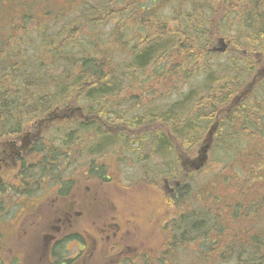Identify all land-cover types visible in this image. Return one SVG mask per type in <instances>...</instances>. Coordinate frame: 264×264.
Listing matches in <instances>:
<instances>
[{
    "label": "rangeland",
    "instance_id": "1",
    "mask_svg": "<svg viewBox=\"0 0 264 264\" xmlns=\"http://www.w3.org/2000/svg\"><path fill=\"white\" fill-rule=\"evenodd\" d=\"M147 1L149 4L152 0ZM174 1L173 3L172 0H168L159 7L160 16L171 20L170 27H175L176 24H187L190 28L193 26L196 28L199 22L206 21V18L211 15L208 0ZM143 3H146V0H0V64H4L0 65V73L2 70H7L6 64H17L18 77L21 74L28 78L34 77L38 75L39 70L41 74L47 73L50 76L61 72L59 64H72L75 61L78 63L90 56L102 58L107 64H112L114 69L124 70L127 73L129 71L126 68L129 66L126 64L129 60L127 56L133 41L132 37L123 36L121 33L135 30H115L114 27L118 20L122 21L125 10L129 12ZM246 5L253 6L248 0ZM93 7L94 15L102 18V21L94 26L85 25L84 22ZM227 7L223 9L229 11V6ZM106 10L112 11L111 16L106 14ZM212 13H216L214 17L213 15L210 17V25L214 26L220 15L218 11ZM127 16L133 15L127 14ZM232 16L227 15L224 24L222 21L218 24L217 34L209 35V42L203 47L204 49L196 51L208 54L207 64H230L231 54L238 57L250 56L257 64L256 76L250 78V82L252 81L253 84L261 82L264 79V53H255L256 50L253 49L255 48L253 42L256 43L257 39L262 45L260 38L257 37L258 30L251 23H244L241 26L239 20ZM208 28L215 30L214 27L208 26ZM51 39L59 40L60 46L65 47L60 55L55 56L51 53L48 47ZM64 40H67L71 46H66ZM158 56L162 57L161 53ZM179 58L181 57L174 54L171 57L172 63H167L168 60L164 58L159 64H178ZM22 62L27 65H23ZM35 64L44 65L43 69ZM174 71L172 69L171 76L166 78H157L155 71H152V66L142 71L136 75L142 76L137 79L135 76L132 79L134 82L131 86L124 85L128 93L112 98L113 105L119 108L118 112L125 113L123 115L126 118L138 112L141 114L147 110L162 109L171 105L178 99L179 94L186 93L190 85L200 80V77H195L194 80H180L172 76L175 74ZM126 82L128 80L124 83ZM140 83L144 84V91L137 93L135 88ZM27 88L32 89L33 93L31 84H28ZM69 94H59L58 96L66 101L58 102L50 106V109L33 116L30 121L23 124L17 136L6 135L3 133L6 130L0 127V152L12 138H17V145L20 146L28 135L38 133L37 143L31 146L32 150L42 148L50 156L47 158L49 162L55 163L54 171L46 172L45 165H48V162L39 165V155L24 154L17 166L4 170L0 174V188L1 185L3 188L0 193V247L3 248L0 250V257L3 261L0 264H16L9 260L8 255L11 252L9 248L13 247L11 243L13 236L19 238L25 236V233L19 230L20 227L28 225V222L23 220L24 214L31 211L34 205L51 203L54 194L58 195V193L52 191L42 197L37 196L42 194L44 189L58 187V183H61L60 195L65 198V203L72 204L79 212L80 223L74 227V222L78 221V218H72L71 230L81 232L86 241L82 253V264H112V262L107 263L109 259L115 260L113 263L116 264L121 260L145 264L146 256L152 258L156 264H164V259L163 263L160 262L163 257L162 243L165 241L162 233L165 227L168 228L164 224L169 219L164 212V202L175 194L179 185L184 183L182 180L180 184L179 181L167 178L164 175L165 169L160 157L155 156L148 162L146 156H149L151 148L140 149L134 142L140 134L147 136L161 128L155 124H149L151 120L146 119V123L133 128V134H129V128L123 126H103L100 129L98 125L97 127L94 125V127L88 126L90 133L84 132L80 129V124L81 122L90 123L87 118L91 119V115L83 110L84 106L80 102V97L69 96ZM75 107H81L83 114L76 112L72 116L64 117V114L71 113ZM124 109L128 110V114ZM53 112L57 114V118L40 124L41 120ZM106 129L109 134L105 135V140L124 131L128 133L125 136L126 142L109 141V145L103 144L102 148H99L101 133H104ZM210 142L211 139L206 135V138L196 146L194 155L186 157L185 163L181 161L178 164L180 170L197 171L203 167V164L209 162L211 157L219 156L220 153L214 149L213 140L208 151L202 150ZM263 153L264 151H258L259 156ZM167 159L171 160L169 157ZM215 164L216 169L212 172L200 170L194 171L195 173L191 175L190 188L193 190L180 199L181 205L176 210L179 215L189 214L190 210L205 205L206 198L209 199L206 201L211 203L210 200L214 196L222 199L229 198L232 202L243 200L245 208L249 201L255 202L257 198L262 197L259 193L263 190L258 187L254 179L248 176L246 165L226 167L221 170L219 163L215 162ZM262 169H264V163L253 172H260L258 176L262 177L264 176ZM247 186L251 188L246 189ZM242 194L243 197H241ZM28 197L36 198L28 204L24 201ZM38 198L43 202H35ZM262 203L258 205L259 210L256 213L257 228H264ZM55 204L59 205L60 200H57ZM255 208H257L256 203H254ZM188 249L186 255L179 251L177 259L181 263L193 264L190 257L198 252V248L193 244ZM73 252L74 249L69 250L66 256L72 257ZM119 252H123L122 259L117 256ZM12 254L15 252L13 251ZM16 254L19 253L16 251ZM21 264L27 263L22 261Z\"/></svg>",
    "mask_w": 264,
    "mask_h": 264
},
{
    "label": "trees",
    "instance_id": "2",
    "mask_svg": "<svg viewBox=\"0 0 264 264\" xmlns=\"http://www.w3.org/2000/svg\"><path fill=\"white\" fill-rule=\"evenodd\" d=\"M167 1L152 0L147 4L146 0V3L137 5L129 12L125 10L122 21L116 22L115 30H135L121 33L123 36L132 37L133 41L127 56L129 59L126 63L129 65L126 67L129 69L127 73L124 70H116L112 64H107L106 60L93 56L78 63L75 61L72 64H59L62 69L59 74L48 76L47 73L41 74L39 70L37 76L30 78L23 74L17 76L19 72L16 70L17 64H6L7 70L0 73V127L6 130L3 132L6 135L17 136L23 124L30 121L33 116L50 109V106L58 102H65L66 100L58 96L64 93L80 97L83 110L90 113L91 119L87 118L90 123L80 124V129L84 132L90 133L88 126L94 127L96 124L100 129L103 126H123L129 128V134H133V128L144 124L146 119L151 120L149 124H155L161 129L147 136L140 134V138L134 142L140 149L151 148V153L146 156L148 162L155 156L160 157L167 178L179 182L182 180L184 183L164 202V212L169 219L164 224L168 228L165 227L162 233L165 241L162 243L163 257L160 262L163 263L164 259V264H185L177 259L178 253L181 251L186 255L188 248L194 244L198 252L190 257L193 264H264V228L256 226L258 205L263 202L261 207L264 206V176L259 177L260 172H253L264 163V153L258 155V151H264V79L255 84L250 82V78L256 76L257 69V64L250 56L238 57L231 54L230 64H207L208 54L196 51L209 42V35L217 34L218 24L221 21L224 24L227 15H233L241 26L244 23H251L258 30L257 37L260 38L262 45L259 39L256 43L251 42L255 46L253 48L256 50L255 53H264V0H248L253 6H247L246 0H208L211 15L214 17L216 13L212 12L218 11L220 17L213 26L210 25V15L206 21L199 22L196 28L194 26L190 28L187 24L170 27L171 20L160 16L159 9ZM227 6L229 11L223 9L228 8ZM106 12L111 16L112 11ZM94 14L93 7L84 22L85 25L94 26L102 21V18ZM208 26L214 27L215 30H210ZM64 42L66 46H71L67 40ZM48 47L55 56L60 55L65 49L62 48L63 45L60 46V41L55 39L48 42ZM160 53L162 57L158 56ZM174 54L181 57L179 63L167 64L172 63L171 57ZM164 58L168 62L159 64ZM22 64L27 65L24 62ZM43 66L40 68L43 69ZM151 66L157 78L170 77L174 69L175 74L172 76L175 78L186 81L200 77V80L190 85L186 93L179 94L172 105L158 108L159 110H147L141 114L138 112L131 115L134 117L126 118L123 115L125 113H118L119 108L113 105L112 98L128 93L124 85L131 86L134 82L132 79ZM140 76H136V79ZM126 80L128 82L124 83ZM28 84L33 86V93L32 89L27 88ZM143 86V83L137 85L135 92L144 91ZM125 111L127 113L128 110ZM80 112L83 114L82 108ZM108 134L107 129L101 133L99 148H102L103 144L109 145V141L126 142L125 136L128 133L121 131L115 137L105 140V135ZM206 135L211 142L213 140L214 149L220 153L219 156L211 157L209 162L203 164L197 171L180 170L178 164L181 161L185 163L186 157L194 155L196 146L206 138ZM128 140L131 141L129 138ZM211 142L208 150L211 148ZM45 152L42 148H37L34 153L42 158L40 164H44L50 157ZM168 157L171 158L170 161ZM215 162L219 163L221 170L246 165L248 176L263 190L259 193L262 197L257 198L255 202L249 201L245 208L243 200L232 202L229 198L214 196L210 204L207 199L205 205L197 207L189 214L179 215L176 210L181 205L180 199L193 190L190 188L191 175L200 170L212 172L216 169ZM52 171L53 165L46 172ZM263 171L264 169L261 172ZM243 181L245 182L244 179ZM226 184L231 187L230 184ZM243 196L242 194L241 197ZM254 203L257 204L255 209ZM146 259L145 264H156L152 258L146 256ZM118 264L134 262L121 260Z\"/></svg>",
    "mask_w": 264,
    "mask_h": 264
},
{
    "label": "flooded vegetation",
    "instance_id": "3",
    "mask_svg": "<svg viewBox=\"0 0 264 264\" xmlns=\"http://www.w3.org/2000/svg\"><path fill=\"white\" fill-rule=\"evenodd\" d=\"M68 116H72V114H64V117ZM38 137V133L32 136L28 135L20 146L17 145L18 139L16 138H12L10 142H7L0 152V174L4 170H8L9 168L13 169L17 166L24 154L32 155L35 153L31 146L37 143L36 139ZM40 162H42L41 157H39L38 160L39 165H41ZM47 162L48 165H45V170L50 169L52 165V163L46 159L45 163ZM54 187L55 188L50 190H42V194L37 196L42 197L52 191L58 193V195L54 194L51 203L34 205L31 211L24 214L23 220L28 222V225L20 227L19 230L24 232L25 236L22 238L13 236L11 241L13 247L9 248L11 252L8 255L10 256V261H14L16 264H21L22 261L27 264H82V253L84 252L86 241L81 232L77 230L72 232L71 230L73 223L72 218H78V221L74 222V227H76L77 223H80L79 212L75 210L72 204L67 205L65 203V198L61 197V183H58V187ZM2 191L3 188L1 185L0 193H2ZM35 198L36 197H28L24 201L29 204L32 203ZM57 200H60L59 205L55 204ZM36 201L43 202L39 198L35 200V202ZM13 240H16V242H13ZM1 249L3 248L0 247V250ZM71 249H74L73 255L72 257H67L66 253ZM13 251L15 254H12ZM16 251L19 254H16ZM112 256H114L113 251ZM117 256L119 259H122L123 252L117 253ZM2 261L3 259L0 257V262ZM114 261L115 260L110 261L109 259L107 263L112 262V264H115L113 263Z\"/></svg>",
    "mask_w": 264,
    "mask_h": 264
},
{
    "label": "bare ground",
    "instance_id": "4",
    "mask_svg": "<svg viewBox=\"0 0 264 264\" xmlns=\"http://www.w3.org/2000/svg\"><path fill=\"white\" fill-rule=\"evenodd\" d=\"M174 0H172V2H173ZM34 2V1H33ZM175 2V1H174ZM173 2V3H174ZM168 7V6H167ZM200 12V11H199ZM59 19V18H58ZM53 20V19H52ZM182 33V32H181ZM189 34V33H188ZM223 34V33H222ZM194 35V34H193ZM217 38V37H216ZM264 38V37H263ZM262 38V39H263ZM179 39V38H178ZM242 39V38H241ZM258 41V40H257ZM177 42V41H176ZM177 44V43H176ZM181 44V43H180ZM2 45V44H1ZM211 45V44H210ZM259 48H260V46H259ZM222 56V55H221ZM218 57V56H217ZM212 70V69H211ZM54 72V71H53ZM207 73V72H206ZM237 76V75H236ZM227 78V77H226ZM236 78V77H235ZM55 79V78H54ZM222 79H224V78H222ZM241 79V78H240ZM230 80H231V78H230ZM228 81V80H227ZM42 82V81H41ZM222 82V81H221ZM236 82V81H235ZM224 84V83H223ZM51 85V84H50ZM235 85V84H234ZM237 85V84H236ZM228 86V85H227ZM236 87V86H235ZM239 87V86H238ZM241 88V87H240ZM234 91V90H233ZM42 92V91H41ZM47 92V91H46ZM47 96H48V94H47ZM226 96V95H225ZM45 97V96H44ZM110 99V98H109ZM120 102V101H119ZM189 102H191V101H189ZM235 102V101H234ZM175 103V102H174ZM117 104V103H116ZM141 104V103H140ZM149 104V103H148ZM187 104V103H186ZM158 105V104H157ZM172 105V104H171ZM164 106V105H163ZM187 106V105H186ZM116 107V106H115ZM150 107V106H149ZM127 108V107H126ZM170 108V107H169ZM117 109V108H116ZM158 109V108H157ZM125 110V109H124ZM141 110V109H140ZM159 110V109H158ZM166 110V109H165ZM168 110V109H167ZM143 111V110H142ZM164 111V110H163ZM188 111V110H187ZM186 111V112H187ZM123 112V111H122ZM128 112V111H127ZM181 112V111H180ZM106 113V112H105ZM119 113V112H118ZM188 113V112H187ZM156 114V113H155ZM159 114V113H158ZM103 115V114H102ZM144 115V114H143ZM138 117H141V116H138ZM118 118V117H117ZM145 118V117H144ZM135 120V119H134ZM108 121V120H107ZM142 121V120H141ZM65 122V121H64ZM111 122V121H110ZM132 122V121H131ZM201 122V121H200ZM97 123V122H96ZM135 123V122H134ZM146 123V122H145ZM62 124V123H61ZM122 124V123H121ZM96 125V124H95ZM37 126V125H36ZM63 126V125H62ZM72 126V125H71ZM70 126V127H71ZM17 127V126H16ZM56 129V128H55ZM77 129V128H76ZM194 129V128H193ZM224 129V128H223ZM73 130V129H72ZM195 131V130H194ZM224 131V130H223ZM60 132V131H59ZM67 132V131H66ZM43 133V132H42ZM66 134V133H65ZM151 134V133H150ZM125 135V134H124ZM148 135V134H147ZM79 136V135H78ZM61 137V136H60ZM82 137V136H81ZM123 137V136H122ZM144 137V136H143ZM194 137V136H193ZM138 138V137H137ZM140 138V137H139ZM61 139V138H60ZM133 139V138H132ZM141 139H142V137H141ZM145 139V138H144ZM168 140V139H167ZM82 142V141H81ZM49 143V142H48ZM121 143V142H120ZM125 143V142H124ZM76 145V144H75ZM123 145V144H122ZM70 146V145H69ZM152 146H153V144H152ZM167 146V145H166ZM49 147V146H48ZM57 147H58V145H57ZM67 147V146H66ZM77 147H79V146H77ZM47 148V147H46ZM113 148V147H112ZM133 148V147H132ZM134 149V148H133ZM106 150V149H105ZM48 151V150H47ZM114 151V150H113ZM123 151V150H122ZM102 152V151H101ZM164 152H165V150H164ZM75 153V152H74ZM103 153V152H102ZM151 153V152H150ZM73 154V153H72ZM126 154V153H125ZM128 154V153H127ZM148 154V153H147ZM97 155V154H96ZM133 155V154H132ZM37 157V156H36ZM53 157V156H52ZM75 157V156H74ZM93 157H95V156H93ZM111 157V156H110ZM119 157V156H118ZM162 157V156H161ZM77 158V157H76ZM99 158V157H98ZM171 159V158H170ZM117 160H118V158H117ZM129 160V159H128ZM175 160V159H174ZM135 161V160H134ZM138 161V160H137ZM170 161V160H169ZM89 162V161H88ZM132 162V161H131ZM159 162V161H158ZM161 162V161H160ZM54 163V162H53ZM99 163V162H98ZM105 163V162H104ZM166 163V162H165ZM62 164V163H61ZM83 164V163H82ZM156 164V163H155ZM94 165H95V163H94ZM147 165V164H146ZM61 166V165H60ZM90 166V165H89ZM162 166V165H161ZM107 167H108V165H107ZM22 168V167H21ZM173 168V167H172ZM85 169V168H84ZM141 170V169H140ZM146 170V169H145ZM156 170V169H155ZM58 171H59V169H58ZM145 172V171H144ZM202 172V171H201ZM35 173V172H34ZM165 173V172H164ZM56 175V174H55ZM162 175V174H161ZM200 175V174H199ZM206 175V174H205ZM229 175V174H228ZM39 176V175H38ZM93 176V175H92ZM142 176V175H141ZM160 176V175H159ZM203 178V177H202ZM154 179V178H153ZM26 180V179H25ZM223 180V179H222ZM35 181V180H34ZM214 181V180H213ZM31 183V182H30ZM209 183V182H208ZM217 183V182H216ZM220 184V183H219ZM6 185V184H5ZM31 185V184H30ZM205 186H206V184H205ZM209 186V185H208ZM217 187V186H216ZM34 189V188H33ZM202 189V188H201ZM206 190V189H205ZM34 191V190H33ZM196 191V190H195ZM192 192V191H191ZM33 193V192H32ZM191 194V193H190ZM198 194V193H197ZM174 195V194H173ZM189 195V194H188ZM203 195H204V192H203ZM187 196V195H186ZM209 197V196H208ZM211 197V196H210ZM207 199V198H206ZM185 200V199H184ZM206 201V200H205ZM199 203V202H198ZM210 204V203H209ZM193 210V209H192ZM191 211V210H190ZM3 212V211H2ZM234 259V258H233ZM233 262V261H232Z\"/></svg>",
    "mask_w": 264,
    "mask_h": 264
},
{
    "label": "water",
    "instance_id": "5",
    "mask_svg": "<svg viewBox=\"0 0 264 264\" xmlns=\"http://www.w3.org/2000/svg\"><path fill=\"white\" fill-rule=\"evenodd\" d=\"M50 116H51V115H50ZM50 116H49V117H50ZM207 147H208V146H206L205 148H207ZM204 152H205V150H204Z\"/></svg>",
    "mask_w": 264,
    "mask_h": 264
}]
</instances>
